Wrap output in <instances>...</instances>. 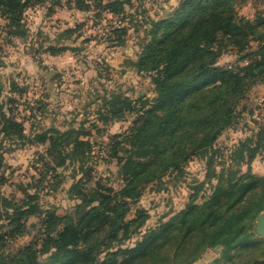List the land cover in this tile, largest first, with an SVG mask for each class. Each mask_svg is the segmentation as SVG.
<instances>
[{
    "label": "trees",
    "instance_id": "trees-1",
    "mask_svg": "<svg viewBox=\"0 0 264 264\" xmlns=\"http://www.w3.org/2000/svg\"><path fill=\"white\" fill-rule=\"evenodd\" d=\"M29 1L0 0L7 42L23 34L20 20ZM124 3L111 0L100 6L117 15ZM235 6V0H181L166 17L152 23L133 65L150 75L154 96L132 101L111 93L96 112V121L105 126L124 120L127 114L137 116L126 135L111 137L113 146L129 145L126 157L120 158L124 185L116 192L108 188L78 191L79 202L62 215L52 207H39L38 185L22 187L23 197L18 200L0 191V219L6 220L0 226V264H192L217 246V257L210 264H236V257H241L237 264H264V239L254 230V218L264 206V175L253 176L249 171L229 179L225 187L217 186L210 201L200 205L189 201L169 220L148 229L133 247H122L146 219L137 210L125 220L130 202L145 185L160 183L167 174H181L192 157L212 151L214 142L233 123L248 90L264 80V13L250 21L238 16ZM119 30L113 27L110 33ZM251 42H256L255 48L243 53ZM227 48L243 53L244 64L216 65ZM2 105L0 132L5 138L46 144L30 167L38 172L37 184L46 178L59 185L58 168L84 162L92 147L88 129H51L29 138L15 116L3 113ZM89 128L100 132L95 122ZM111 152L117 158V150ZM2 164L0 153V168ZM34 213L38 223L30 225L35 233L29 243L5 251L26 233ZM102 252H106L103 258Z\"/></svg>",
    "mask_w": 264,
    "mask_h": 264
},
{
    "label": "rangeland",
    "instance_id": "rangeland-1",
    "mask_svg": "<svg viewBox=\"0 0 264 264\" xmlns=\"http://www.w3.org/2000/svg\"><path fill=\"white\" fill-rule=\"evenodd\" d=\"M75 1L30 0L20 20L23 34L9 37V42L2 33L6 22L0 21L3 113L7 117L15 116L29 138L51 129L83 127L90 132L88 139L92 147L86 159L82 164L76 162L58 168L59 185L46 178L37 184L38 172L30 168L46 144L5 138L0 132L1 193L8 199L18 200L23 197L22 187L38 185L39 207L42 210L52 207L59 215L72 212L79 202L78 191L108 188L116 192L124 185L120 173L124 160L120 158L126 157L124 150L129 145L113 146L111 137L126 135L137 116L127 114L124 120L105 126L96 121V112L103 98L111 93L123 94L132 101H137L139 96L152 99L150 75L138 72L133 63L140 45L149 38L152 23L166 17L181 0H124L123 10L117 15L106 13L100 6L111 0H82L80 4ZM235 3L237 15L250 21L264 13V3L259 0H235ZM113 27L120 30L110 33ZM255 46L256 42H251L243 53ZM51 49L57 52L51 53ZM243 53L227 48L217 58L216 65H242ZM94 122L100 132L89 128ZM263 127L264 80L248 90L237 107L233 123L214 142L213 153L208 151L192 157L181 174H167L160 183L145 185L136 200L130 202L131 210L125 220L133 218L137 210H142L146 219L122 247H133L148 229L169 220L189 201L197 205L210 201L215 188L225 187L229 179L246 171L263 176ZM115 149L117 158L110 156ZM5 223L6 220L0 219V226ZM37 223L34 213L28 219L26 233L10 242L5 251L29 243L35 233L30 225ZM219 249L217 246L208 250L199 258L204 260L199 263L196 260V264H210ZM105 253L102 252V258ZM240 259L235 258L236 264Z\"/></svg>",
    "mask_w": 264,
    "mask_h": 264
},
{
    "label": "water",
    "instance_id": "water-1",
    "mask_svg": "<svg viewBox=\"0 0 264 264\" xmlns=\"http://www.w3.org/2000/svg\"><path fill=\"white\" fill-rule=\"evenodd\" d=\"M254 230L260 238L264 239V206L254 218Z\"/></svg>",
    "mask_w": 264,
    "mask_h": 264
},
{
    "label": "crops",
    "instance_id": "crops-1",
    "mask_svg": "<svg viewBox=\"0 0 264 264\" xmlns=\"http://www.w3.org/2000/svg\"><path fill=\"white\" fill-rule=\"evenodd\" d=\"M215 253H217V252L215 251ZM203 260H204V258H201V259H198L197 262L199 263V262H201ZM192 264H196V262H193Z\"/></svg>",
    "mask_w": 264,
    "mask_h": 264
}]
</instances>
